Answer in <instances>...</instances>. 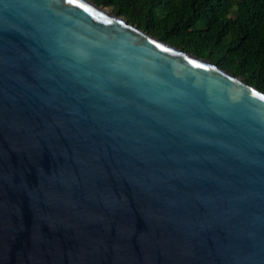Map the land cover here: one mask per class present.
Listing matches in <instances>:
<instances>
[{
  "label": "water",
  "instance_id": "1",
  "mask_svg": "<svg viewBox=\"0 0 264 264\" xmlns=\"http://www.w3.org/2000/svg\"><path fill=\"white\" fill-rule=\"evenodd\" d=\"M90 0H0V264H264V93Z\"/></svg>",
  "mask_w": 264,
  "mask_h": 264
},
{
  "label": "trees",
  "instance_id": "2",
  "mask_svg": "<svg viewBox=\"0 0 264 264\" xmlns=\"http://www.w3.org/2000/svg\"><path fill=\"white\" fill-rule=\"evenodd\" d=\"M264 93V0H90Z\"/></svg>",
  "mask_w": 264,
  "mask_h": 264
},
{
  "label": "bare ground",
  "instance_id": "3",
  "mask_svg": "<svg viewBox=\"0 0 264 264\" xmlns=\"http://www.w3.org/2000/svg\"><path fill=\"white\" fill-rule=\"evenodd\" d=\"M105 12H106L108 15L111 14V12H110V11H107V9H105Z\"/></svg>",
  "mask_w": 264,
  "mask_h": 264
},
{
  "label": "rangeland",
  "instance_id": "4",
  "mask_svg": "<svg viewBox=\"0 0 264 264\" xmlns=\"http://www.w3.org/2000/svg\"><path fill=\"white\" fill-rule=\"evenodd\" d=\"M106 9H107V11H110V12H112L110 8H106Z\"/></svg>",
  "mask_w": 264,
  "mask_h": 264
}]
</instances>
